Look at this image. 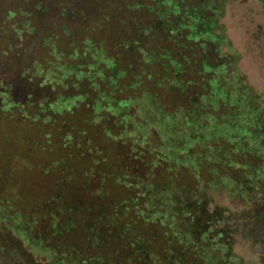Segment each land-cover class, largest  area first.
Masks as SVG:
<instances>
[{"label": "rangeland", "instance_id": "rangeland-1", "mask_svg": "<svg viewBox=\"0 0 264 264\" xmlns=\"http://www.w3.org/2000/svg\"><path fill=\"white\" fill-rule=\"evenodd\" d=\"M76 252L264 264V0H0V264Z\"/></svg>", "mask_w": 264, "mask_h": 264}, {"label": "trees", "instance_id": "trees-1", "mask_svg": "<svg viewBox=\"0 0 264 264\" xmlns=\"http://www.w3.org/2000/svg\"><path fill=\"white\" fill-rule=\"evenodd\" d=\"M11 14H13V13H11ZM190 40V39H189ZM191 41V40H190ZM197 49V50H200L201 52H200V55H201V57H198V58H196L195 57V55L196 54H194V53H191L190 54V56H186V55H184V56H181L182 57V60L184 61V62H188V63H192V65H194V69L196 70V75L200 78V82H199V84L198 85H200L201 86V88L203 89V91L206 93V95L207 94H209L210 92H208V89H209V78H206L204 75L206 74V73H204V71H203V68H202V63H203V61L205 60V58L206 57H204V50H206V49H208L209 48V46H208V44H206V42H197V43H195V46H190V49ZM197 53H198V51H197ZM206 55V54H205ZM199 75H202V76H199ZM206 75H208V74H206ZM172 82H174V81H172ZM176 85H177V83H175ZM178 86H181V87H183L184 86V84H183V82L182 83H179L178 82ZM203 93V92H202ZM198 95V94H197ZM199 101H196V103L195 104H193V106L194 105H196L197 103H198ZM141 193V191L139 190V192H137V194H136V197H141V195H139ZM61 198H58V194H54V195H51L50 196V201L51 202H59L60 203V205H61V207H62V205H65V204H67V203H65V202H62L61 203ZM60 209H62V208H58V209H55V211L57 210V211H59ZM116 210V209H115ZM139 212H141V213H145V208L144 207H140V209H139ZM31 214V213H30ZM50 214L52 215V220H51V226H50V228H48V229H46L47 231L48 230H51V231H56V230H59V233H60V231L61 230H63L64 229V227L66 226L65 225V221H59V220H57V218L55 217V215L53 216V213L52 212H50ZM26 218H27V220H25L26 222V224L27 225H29V223L30 224H32L33 222H34V220L33 219H29V218H31V217H29V213H26V214H23ZM118 214H114V216L116 217ZM32 216V215H31ZM118 217V216H117ZM33 226V225H32ZM127 226H128V223H125V224H123V226H118L117 228H116V230H117V232L119 231V232H123V233H126V235L127 236H130L127 232H126V230H127ZM29 227H27V226H25L24 225V230H26L27 231V229H28ZM54 235V234H53ZM33 241L34 242H36V241H41V238H33ZM128 241H129V239H128ZM129 244L131 245V247H136L137 245H140V243H138V241H136V242H130L129 241ZM52 248H54V249H51L50 247H48L49 249H50V252H54V251H57L58 253V256H57V258H59V260H61V259H64V258H66L65 256H66V253L67 252H69V251H71L72 249H73V245H70L69 247H65L64 245H63V243L62 242H59V243H57V245H55L54 247H53V245L52 244H49ZM76 254V256L75 257H70L69 258V261H72V262H75V263H77V264H86V262H89L90 260H92V259H89V258H87L86 256H83L80 252H76L75 253ZM112 255L113 254H109L108 256H109V261H107V263H105L104 261H103V259L102 258H97V260H99V262H104L105 264H114V261H113V257H112ZM188 256H190V257H192V258H195V256H194V254L193 253H191V252H189V254H188ZM62 257V258H61ZM128 260H130V259H128ZM193 261H191L190 263H192Z\"/></svg>", "mask_w": 264, "mask_h": 264}]
</instances>
